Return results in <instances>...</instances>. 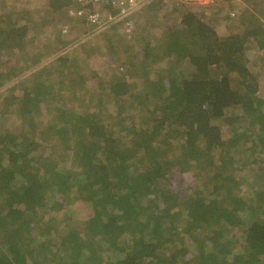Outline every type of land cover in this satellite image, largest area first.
I'll return each mask as SVG.
<instances>
[{"label": "trees", "instance_id": "16d2710c", "mask_svg": "<svg viewBox=\"0 0 264 264\" xmlns=\"http://www.w3.org/2000/svg\"><path fill=\"white\" fill-rule=\"evenodd\" d=\"M77 2L49 7L96 1ZM116 3L104 5L113 16ZM184 10L164 41L133 56L150 68L101 80L84 108L63 94L89 83L86 44L0 94L23 123L0 130V264H264V97L248 56L256 45L264 68V0L224 36L202 5ZM24 13L0 14V66L7 47L27 69L41 59ZM4 73L0 88L23 74Z\"/></svg>", "mask_w": 264, "mask_h": 264}, {"label": "rangeland", "instance_id": "374dc122", "mask_svg": "<svg viewBox=\"0 0 264 264\" xmlns=\"http://www.w3.org/2000/svg\"><path fill=\"white\" fill-rule=\"evenodd\" d=\"M49 1L0 0V14L3 11H25L24 16L31 26L30 36L33 38L29 48L33 52L32 55L35 53L41 54L40 61L36 64L32 63L31 67L27 69L29 63L19 59L18 62H14L15 58H13L11 47H7L3 52L6 60L5 67L0 66V71L5 72L4 74L10 72L7 74L9 76L18 72L23 74L9 80L6 85L0 88V94L6 90L8 91L4 95L11 94L12 87L16 86V82L26 77L33 69L43 65H50L54 69L55 66L52 63L57 55L69 54L80 45L86 44L88 45L87 50L80 55L81 59L86 62L85 64L82 63L85 68L83 69L84 72L81 73L80 70V73L85 74V78H90L89 83L85 88L82 86L83 95L80 93V88L74 90L71 95H69L71 90L68 88L70 91H64L63 94V99L67 98V102H71V104L76 102L80 108L86 107L93 99L97 100V97L91 98V96L95 92L98 93L103 90L104 84H101V80H107L114 75H128L126 70L133 71L132 74L135 76H140L138 73L141 74V72L139 71L150 68L152 66L150 61L142 57L136 59L133 56H135V53L140 52L146 41L155 43L164 41L169 34L168 30L175 28L177 21H179L177 18H179L181 12L185 11L184 8L202 5L208 15L219 19L215 27L219 34L224 36L241 30L243 26L240 24L239 15L242 13L243 7L250 6L252 2V0H194L192 2L164 0L161 6L154 5L151 8H145L148 3L130 17L113 23L109 20L113 14L110 12L111 9L105 8L104 0L94 2V6L85 12L75 10V5L70 9L53 10L52 7H49ZM78 1L77 5L79 3L86 4L89 0ZM179 5H181V9L175 10L174 6ZM245 13L247 12L245 11ZM116 23L119 24V28L113 33L111 28H114L113 26ZM5 45L9 46L8 44ZM262 52L253 44L249 47L248 56L257 62L260 81L259 93L264 97V68L261 69L259 67L260 61H257L260 60L258 55ZM123 61L127 63L124 67L122 66ZM129 62H133L134 65V67L131 66V70ZM83 66L80 65V68ZM11 69L13 70L10 71ZM96 74L98 75L97 78H95ZM75 77H80L79 73L75 74ZM49 78L58 81L54 71ZM136 78L140 79L139 77ZM76 79L78 81L79 78ZM78 95L82 99L77 98ZM10 101L9 98L6 100L0 98V130L10 129L20 133L23 131V123L17 119V114L14 113L16 109L12 107L13 103H10ZM11 110L13 112H10ZM45 110L46 108L43 110L42 116H44ZM32 137L35 138L34 135ZM46 149L47 147L44 146L42 152L48 150ZM251 172L249 171L248 174L243 175H249L247 179H251ZM185 177L189 186L193 182V177L190 174L185 175ZM177 181L174 182L177 183ZM250 184L254 188L253 182ZM247 186L243 183L242 190H245ZM254 191L256 192L255 188ZM253 199L257 201V196Z\"/></svg>", "mask_w": 264, "mask_h": 264}, {"label": "built area", "instance_id": "2783aa9c", "mask_svg": "<svg viewBox=\"0 0 264 264\" xmlns=\"http://www.w3.org/2000/svg\"><path fill=\"white\" fill-rule=\"evenodd\" d=\"M94 1L97 2L99 0H94ZM104 1L106 3L107 0ZM115 1L117 2L116 4L118 5L117 12L116 14H114V16H111L109 18V20L113 23L122 21L123 19L130 17L132 14L142 9L146 4L151 3L152 1L155 0H115ZM184 1L192 2L194 0H184Z\"/></svg>", "mask_w": 264, "mask_h": 264}]
</instances>
